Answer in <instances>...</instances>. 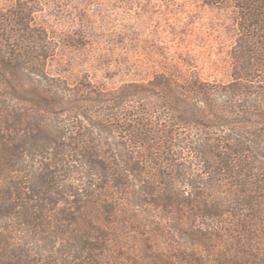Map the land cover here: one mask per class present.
<instances>
[{"label": "trees", "instance_id": "obj_1", "mask_svg": "<svg viewBox=\"0 0 264 264\" xmlns=\"http://www.w3.org/2000/svg\"><path fill=\"white\" fill-rule=\"evenodd\" d=\"M206 1L227 81L72 79L41 0L0 13V264H264V0Z\"/></svg>", "mask_w": 264, "mask_h": 264}, {"label": "rangeland", "instance_id": "obj_2", "mask_svg": "<svg viewBox=\"0 0 264 264\" xmlns=\"http://www.w3.org/2000/svg\"><path fill=\"white\" fill-rule=\"evenodd\" d=\"M24 1L29 0H0V13ZM41 1L35 21L47 26L59 44L49 62L54 73L72 79L88 76L117 87L156 71H188L191 63L205 79L231 77V50L238 33L231 3L222 7L206 0Z\"/></svg>", "mask_w": 264, "mask_h": 264}]
</instances>
